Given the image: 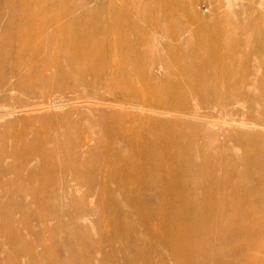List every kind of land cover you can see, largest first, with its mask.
<instances>
[{
	"label": "rangeland",
	"instance_id": "obj_1",
	"mask_svg": "<svg viewBox=\"0 0 264 264\" xmlns=\"http://www.w3.org/2000/svg\"><path fill=\"white\" fill-rule=\"evenodd\" d=\"M40 1L0 0V264H264V0ZM200 38L239 45L242 66L199 87ZM166 78L191 87L157 94ZM154 120L142 154L217 160L190 167L184 210L209 209L196 238L161 175L98 156L134 154L115 122ZM210 170L231 178L208 194Z\"/></svg>",
	"mask_w": 264,
	"mask_h": 264
},
{
	"label": "bare ground",
	"instance_id": "obj_2",
	"mask_svg": "<svg viewBox=\"0 0 264 264\" xmlns=\"http://www.w3.org/2000/svg\"><path fill=\"white\" fill-rule=\"evenodd\" d=\"M37 2H38V0H37ZM39 2H41V1L39 0ZM80 16L82 17L83 15L80 14ZM118 23H120V22H118ZM122 27L123 26H120V24L113 23V24H111L110 29L113 31V33L117 32V35H118V33L120 32V29ZM127 31L128 30H126L125 32H127ZM118 45L121 48H123L125 46L122 43L121 44L118 43ZM208 45L209 44L206 42L205 38H202V39L200 38V39H197V48L198 49H193V50L198 52V56H196V57H197V59H200V61H202V63H204L203 65L205 67L202 69V71H201V69L198 70V69L193 68L196 72L193 80L195 81L194 83H197V85L199 87H206V86H204L205 85L204 84L205 78L203 77L204 72H209L208 77L211 79L212 82H215L218 79L217 76L220 74V72H224V74H227L229 71V68L237 67L238 65L240 67L243 64L242 61H238L235 58L236 57L235 52L239 48V45H237L236 47H229L227 45L225 46V44H222V43L220 45L216 42H212L211 45H214V48H212L210 51H209L210 48H207ZM125 48H126V46H125ZM221 50L223 51L222 55L219 54L221 52ZM244 64H245V62H244ZM179 65H180V67H182L181 63H179ZM203 65H202V67H203ZM258 78L260 79L261 77L259 76ZM189 82L190 81H187V83L181 84V83H178L176 81H169L166 78L163 81V84L161 86H157L156 93L157 94L165 93V94H167V96L169 98L170 97L171 98L177 97V94L179 92L181 94L182 93L184 94V93H186V91L188 89H190L191 86L186 85ZM258 82L259 81H257L256 83H258ZM236 84H237V82L233 83L234 86H236ZM219 88H220V86L218 87V90H219ZM213 90L216 91L217 87L214 88ZM218 92L219 91H217V93ZM217 98H219V97H217ZM222 100H223V98H222ZM224 101L228 102V100H224ZM161 122L162 121H157V120L151 121L149 124H147L148 129L143 125H141V126H135L134 125L135 127L133 126L130 128V127L122 124L121 121L115 122L116 124H114V125L116 127V130L119 133H135V137L129 138L130 140H128V141H130V142L128 143V147H127L129 149V151L131 153H134V154L129 156V154L126 153L125 151H121V150H116V151L114 150L113 151L111 148H109L112 145L106 144L105 145L106 149H104V151L101 152L102 154L99 153L98 156H102L104 158V162L106 164L115 163L116 165H120L123 168L127 167L126 170H128V174L134 180H136V179L140 180L141 179L139 172H137V170H140L143 174L146 175L147 178L154 176V175L158 176V174L161 175L162 177H160V178L164 179L163 180L165 182L164 185L167 186V187H164V189H163V195H164V197L168 198L167 200L169 201V204L165 205L166 212H168V213H169V211L179 212V213H182V211H185V213L189 212L190 213L189 217L193 218V220H194V222H193L194 225L192 227V230L195 231V238H196V230H197V232L205 231V228H204L205 224H202V223H204L205 222L204 220L208 218L207 214L209 213V209L208 208H204L202 210L200 209L201 210L200 213L194 211L195 206H194V209L184 210V205L185 206L187 205V203L184 202L185 198L188 197L189 194H190V196L192 195V192L189 193L186 191L187 185L189 184L188 182H190L189 179H191L193 177V180L191 179V181H195V179L198 178L194 174V170L190 167H191V165L195 166L194 164L197 163V161L201 160V157H202L203 163L207 162L206 165H209L210 162H212V166L215 165L214 167L216 168L217 160L213 159V161H212V158L214 157V155H213V157H210L209 153H207V155H205L206 153L203 155L202 151H200V153L202 152V154L197 153V155H195V152H193L194 154H192L190 152L191 154L189 153L190 154L189 157L186 155H175L174 153H171V156H168L166 159H161V158H159L153 154H150L148 152L146 154H142V151L145 152V148H146L147 144L150 142H148V139H146V137L140 138V136H141L140 133H152L151 129L154 130L157 127L162 126ZM164 127L168 129L169 124L164 122ZM109 142H111V141H109ZM172 142L175 143V140H173ZM128 149H127V152H128ZM146 151H149V150L146 149ZM197 152H198V150H197ZM64 153L65 154H62V156L63 155H66V156H65V158H63V160L61 159L62 162H66V161L71 162V161H74V159H77V158H75L76 155L71 156L69 153H66V152H64ZM198 154H199V156L200 155L201 156L198 157ZM191 155H192V159L190 158ZM193 155H195V158L198 157V160H196V159L193 160V158H194ZM218 162H219V160H218ZM199 163H201V161ZM218 165H221L220 162ZM209 167L211 168V166H209ZM204 170H206V169L204 168ZM215 173H216L215 171L210 170V171H207L205 174H203L204 180L201 181V183L206 182V184L209 185L205 189V193H208V189H210L209 193H211L213 191L212 186H210V185L215 184L217 182H220L221 180H227L228 178H231L228 176H224V178L221 179L222 177L219 178V176H221L220 174H218L219 172L216 173L219 176H217ZM220 173H221V171H220ZM238 173H240V172H238ZM241 174H243V173H241ZM250 174L252 175L253 173L250 172ZM254 176H255V174H254ZM232 177H233V175H232ZM242 178H243V176L240 179H242ZM251 178L252 177H250L249 179H251ZM256 178H258V177H255L254 179H256ZM232 181H233V179H232ZM192 183H195V182H192ZM215 187H217V186L215 185ZM183 193H185V194L183 195ZM194 194H196V193H194V191H193V195ZM193 198H195V197H193ZM175 200H177L179 202V204L177 203L178 207H173V205L171 204V203H175ZM195 202H197V200ZM195 202H192V206ZM189 203H190V201H189ZM206 207H208V206H206ZM215 218H219V217H215ZM215 218L212 217V220ZM198 219L199 220L201 219L203 221L199 223ZM221 219H222V217L219 220H221ZM210 220H211V218H210ZM217 220L218 219H216V221ZM219 220H218V223H219ZM190 226H191V224H190ZM168 229L171 231H174L173 224L169 223ZM218 229L219 228H216V230H218ZM220 229H221V226H220ZM192 240L195 241L194 238L192 239V237H190V242H193ZM187 242H188V240H187ZM201 254H203V253H201ZM204 254H207V253H204Z\"/></svg>",
	"mask_w": 264,
	"mask_h": 264
}]
</instances>
